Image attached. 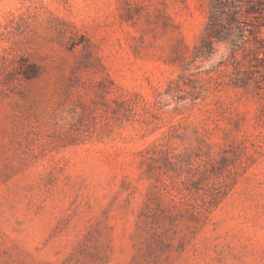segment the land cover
Wrapping results in <instances>:
<instances>
[{
  "label": "rangeland",
  "instance_id": "1",
  "mask_svg": "<svg viewBox=\"0 0 264 264\" xmlns=\"http://www.w3.org/2000/svg\"><path fill=\"white\" fill-rule=\"evenodd\" d=\"M209 3L0 0V264H264V73Z\"/></svg>",
  "mask_w": 264,
  "mask_h": 264
},
{
  "label": "trees",
  "instance_id": "2",
  "mask_svg": "<svg viewBox=\"0 0 264 264\" xmlns=\"http://www.w3.org/2000/svg\"><path fill=\"white\" fill-rule=\"evenodd\" d=\"M263 28L264 0H210L199 50L215 45L226 47L229 58L236 64L230 83L245 87L247 73H264ZM244 66L246 69L242 71Z\"/></svg>",
  "mask_w": 264,
  "mask_h": 264
}]
</instances>
